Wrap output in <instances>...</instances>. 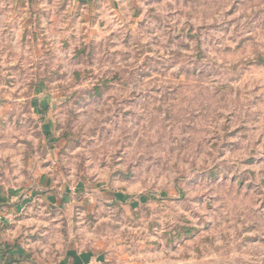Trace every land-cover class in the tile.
Returning <instances> with one entry per match:
<instances>
[{"label":"rangeland","instance_id":"obj_1","mask_svg":"<svg viewBox=\"0 0 264 264\" xmlns=\"http://www.w3.org/2000/svg\"><path fill=\"white\" fill-rule=\"evenodd\" d=\"M0 264H264V0H0Z\"/></svg>","mask_w":264,"mask_h":264},{"label":"crops","instance_id":"obj_2","mask_svg":"<svg viewBox=\"0 0 264 264\" xmlns=\"http://www.w3.org/2000/svg\"><path fill=\"white\" fill-rule=\"evenodd\" d=\"M14 256H16V255H14Z\"/></svg>","mask_w":264,"mask_h":264}]
</instances>
